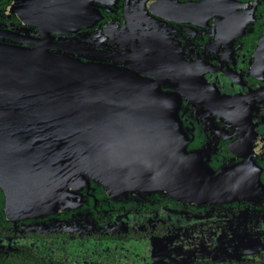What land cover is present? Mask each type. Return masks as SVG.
<instances>
[{
    "label": "flooded vegetation",
    "instance_id": "1",
    "mask_svg": "<svg viewBox=\"0 0 264 264\" xmlns=\"http://www.w3.org/2000/svg\"><path fill=\"white\" fill-rule=\"evenodd\" d=\"M0 45L127 70L171 94L187 154L214 179L123 198L78 180L23 220L6 216L0 189V263L264 264V0H0Z\"/></svg>",
    "mask_w": 264,
    "mask_h": 264
},
{
    "label": "water",
    "instance_id": "2",
    "mask_svg": "<svg viewBox=\"0 0 264 264\" xmlns=\"http://www.w3.org/2000/svg\"><path fill=\"white\" fill-rule=\"evenodd\" d=\"M177 110L171 94L158 93L130 71L42 47L0 45L6 216L39 217L79 181L92 180L121 198L131 192L173 197L211 187L209 169L184 148Z\"/></svg>",
    "mask_w": 264,
    "mask_h": 264
},
{
    "label": "trees",
    "instance_id": "3",
    "mask_svg": "<svg viewBox=\"0 0 264 264\" xmlns=\"http://www.w3.org/2000/svg\"><path fill=\"white\" fill-rule=\"evenodd\" d=\"M0 264H49V263L45 261H39L34 256L20 255L16 259H13L11 261L2 262Z\"/></svg>",
    "mask_w": 264,
    "mask_h": 264
}]
</instances>
